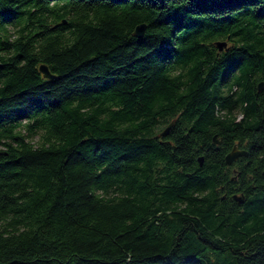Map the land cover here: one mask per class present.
<instances>
[{
	"label": "trees",
	"instance_id": "obj_1",
	"mask_svg": "<svg viewBox=\"0 0 264 264\" xmlns=\"http://www.w3.org/2000/svg\"><path fill=\"white\" fill-rule=\"evenodd\" d=\"M263 107L264 0H0V264H264Z\"/></svg>",
	"mask_w": 264,
	"mask_h": 264
},
{
	"label": "water",
	"instance_id": "obj_2",
	"mask_svg": "<svg viewBox=\"0 0 264 264\" xmlns=\"http://www.w3.org/2000/svg\"><path fill=\"white\" fill-rule=\"evenodd\" d=\"M146 25L144 23H140L135 26L133 30V35L137 38H140L143 36V33L145 31ZM214 45L219 51L226 50L228 48L227 41L226 40H217L214 42ZM39 71L42 73V75L47 79H53L54 75L49 71L48 67L45 64L39 65ZM263 86V82H259L257 84V89L260 90ZM262 117L264 119V107L262 109ZM171 124L167 125L161 132V136H166L168 134V131L170 129ZM213 142L216 144H220V140L216 138L214 135L212 137ZM248 152L244 149H239L236 145H234L231 150L225 155V163L227 165H231L238 157L240 156H247ZM198 163L199 165H202L203 163V156L198 157ZM233 199H235L238 202H243V198L240 195H233Z\"/></svg>",
	"mask_w": 264,
	"mask_h": 264
},
{
	"label": "rangeland",
	"instance_id": "obj_3",
	"mask_svg": "<svg viewBox=\"0 0 264 264\" xmlns=\"http://www.w3.org/2000/svg\"><path fill=\"white\" fill-rule=\"evenodd\" d=\"M227 45H228V43H227ZM38 139V136H34L33 138H31V140L34 142V141H36ZM0 148H2V146H0Z\"/></svg>",
	"mask_w": 264,
	"mask_h": 264
}]
</instances>
